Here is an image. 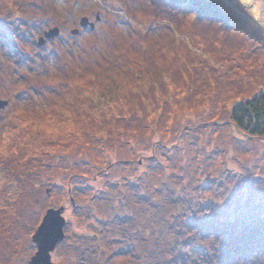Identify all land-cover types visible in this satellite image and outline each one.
<instances>
[{"label":"rangeland","instance_id":"1","mask_svg":"<svg viewBox=\"0 0 264 264\" xmlns=\"http://www.w3.org/2000/svg\"><path fill=\"white\" fill-rule=\"evenodd\" d=\"M192 2L0 0V264L59 207L57 264H264V138L231 114L264 92V0L236 28Z\"/></svg>","mask_w":264,"mask_h":264},{"label":"trees","instance_id":"2","mask_svg":"<svg viewBox=\"0 0 264 264\" xmlns=\"http://www.w3.org/2000/svg\"><path fill=\"white\" fill-rule=\"evenodd\" d=\"M213 3L209 5V8H199L201 11H211L212 18L216 19H223L224 17L227 18L226 24L229 26L237 27L240 24L234 23L232 21V11L235 15H242L247 17L248 13H251L249 10H247L246 7H248V3H240L239 0H212ZM196 2L193 3L192 0H183V3L181 5L183 7H190L191 9L195 8L198 9L197 6H195ZM238 4L240 6H238ZM242 5V6H241ZM226 8V9H224ZM210 9V10H209ZM243 9V10H242ZM246 10V12H244ZM252 14V13H251ZM232 118L235 123V127L237 129L243 130L244 132L248 133L252 137H258V138H264V92L253 96L249 99L243 100L235 104L231 110ZM139 230V229H138ZM140 231V230H139ZM247 233L237 232V238L238 239H250L251 236H247ZM256 235H254L255 237ZM235 237V238H236ZM236 238V239H237ZM186 239V237H184ZM186 239L184 241L186 246H189L191 250L196 249L197 250L193 252V254H197L196 259H194V262L199 261L200 264H216L214 263L215 260L212 257L207 256L208 253L211 251H214L213 246L209 245V243H192L191 241H187ZM190 242V243H189ZM193 244V245H191ZM230 243H223L221 244L220 252L221 254H229L233 253L236 249H234L232 252L226 247ZM191 245V246H190ZM197 246V247H196ZM195 247V248H194ZM179 248V246H178ZM190 251V250H189ZM192 254V252H191ZM174 257L173 259H175ZM162 260H159L161 262ZM158 262V261H157ZM163 262V261H162ZM169 262L173 263L174 260L171 259ZM220 262H224L222 264H228L229 262L225 259H222ZM183 264V263H181Z\"/></svg>","mask_w":264,"mask_h":264},{"label":"water","instance_id":"3","mask_svg":"<svg viewBox=\"0 0 264 264\" xmlns=\"http://www.w3.org/2000/svg\"><path fill=\"white\" fill-rule=\"evenodd\" d=\"M86 20L87 19H84L85 23H86ZM58 29H57V31L53 30L52 33H56V32L59 33ZM43 40H44V38H41L40 43H42ZM0 103H4V102H0ZM63 212H64V208L63 207L51 208V209H49L47 211L45 216H48V215L53 214V213L57 214L56 215V219L58 220V222L60 224V227L54 234H52L51 236H49L46 239V241L44 242L43 251L42 252H38L37 251V253L32 257V260L30 261V264H34V261L36 260V256L37 255H41V254L46 257V260H45L44 264H57L52 259V251L55 249L56 245L60 241H62L65 238V236H66L65 231H64V225L66 223V219H65V217L63 215ZM36 233L33 236V239L37 243L38 249H40L41 245H40V243H38V240L40 238L36 235Z\"/></svg>","mask_w":264,"mask_h":264},{"label":"snow or ice","instance_id":"4","mask_svg":"<svg viewBox=\"0 0 264 264\" xmlns=\"http://www.w3.org/2000/svg\"><path fill=\"white\" fill-rule=\"evenodd\" d=\"M240 3H251V0H239ZM23 87V85L21 86ZM55 213L45 216L43 219L40 220V223L36 224L35 227L37 228L36 235L40 238L38 243H40L41 248L38 249V252L43 251L44 242L46 239L54 234L60 227L58 220L56 219ZM46 257L44 255H37L34 264H44Z\"/></svg>","mask_w":264,"mask_h":264}]
</instances>
